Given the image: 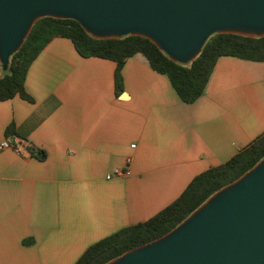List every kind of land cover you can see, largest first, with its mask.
Wrapping results in <instances>:
<instances>
[{"label":"crops","instance_id":"0c3cea01","mask_svg":"<svg viewBox=\"0 0 264 264\" xmlns=\"http://www.w3.org/2000/svg\"><path fill=\"white\" fill-rule=\"evenodd\" d=\"M116 67L54 38L28 71L33 102L0 101V264H75L264 133V61L221 57L192 104L141 54L117 93ZM128 160L129 175L107 178Z\"/></svg>","mask_w":264,"mask_h":264},{"label":"water","instance_id":"95a60500","mask_svg":"<svg viewBox=\"0 0 264 264\" xmlns=\"http://www.w3.org/2000/svg\"><path fill=\"white\" fill-rule=\"evenodd\" d=\"M46 17L75 20L96 39L148 38L180 64L214 34L264 37V0H0L3 68ZM107 264H264V159L173 230Z\"/></svg>","mask_w":264,"mask_h":264},{"label":"trees","instance_id":"16d2710c","mask_svg":"<svg viewBox=\"0 0 264 264\" xmlns=\"http://www.w3.org/2000/svg\"><path fill=\"white\" fill-rule=\"evenodd\" d=\"M54 38L69 39L84 58L95 57L115 62L117 93L122 91L123 66L130 58L141 54L154 71L168 77L180 99L187 104H192L201 97L221 57L264 61V37L214 34L193 62L180 64L171 60L148 38L126 36L121 39H96L75 20L46 17L35 23L23 46L10 58L7 68H3L0 62V101L19 96L33 102L25 89L28 71ZM6 135L17 140L22 139L14 124L7 127ZM15 147L21 150L20 146ZM28 152L41 161L47 157L43 150L31 145ZM262 159L264 133L228 161L196 176L174 202L152 218L126 227L91 245L75 264H107L125 252L167 234L212 195L239 179Z\"/></svg>","mask_w":264,"mask_h":264},{"label":"built area","instance_id":"2783aa9c","mask_svg":"<svg viewBox=\"0 0 264 264\" xmlns=\"http://www.w3.org/2000/svg\"><path fill=\"white\" fill-rule=\"evenodd\" d=\"M10 144L8 142H4L1 144L2 147H8ZM132 147H135V145H132ZM130 160L127 161L125 169H116L112 174L108 175L107 178L111 179L113 177H124L129 175L130 173Z\"/></svg>","mask_w":264,"mask_h":264}]
</instances>
